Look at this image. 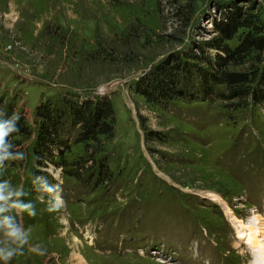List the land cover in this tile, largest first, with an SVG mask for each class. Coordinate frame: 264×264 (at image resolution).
<instances>
[{"label": "rangeland", "instance_id": "obj_1", "mask_svg": "<svg viewBox=\"0 0 264 264\" xmlns=\"http://www.w3.org/2000/svg\"><path fill=\"white\" fill-rule=\"evenodd\" d=\"M234 12L264 26V0H0V110L19 112L9 139L26 154L0 180L24 185L35 215L17 221L46 249L10 264H254L233 221L264 238V45L228 58L250 29L222 39ZM220 70L247 89L231 94ZM105 100L112 136L86 148L73 111ZM45 181L60 211L37 199Z\"/></svg>", "mask_w": 264, "mask_h": 264}, {"label": "trees", "instance_id": "obj_2", "mask_svg": "<svg viewBox=\"0 0 264 264\" xmlns=\"http://www.w3.org/2000/svg\"><path fill=\"white\" fill-rule=\"evenodd\" d=\"M218 28L223 35V40L232 38L241 28H250L241 37L240 43L234 51L227 50L228 58L239 56L240 54L248 56L256 51V49L262 48L264 45V37L259 34L264 30V26L259 25V23L256 22V20H253L250 15L240 16V14L234 12L229 15L228 19L221 22ZM253 28L256 29L255 32H251ZM216 45L220 48L222 44L219 43ZM211 76L214 82L224 84L231 94L245 90L246 87L244 88V86L248 82L247 75L242 72L220 70L218 74H211L210 77ZM160 77L161 76L159 75L155 76L154 80L151 81L152 88H155L158 91L163 90L161 86L163 81ZM165 89H168V87ZM250 93L253 95V88H251ZM255 94L256 100L260 99V95L257 92H255ZM163 96L168 97L166 92H164ZM91 105L92 102H85L83 106H79L73 111L75 118L81 123L82 132L78 140L84 142L86 148L91 146V142H99V135L112 136L113 133V110L109 101L105 100L103 103H95V106L92 108ZM43 115L44 121L40 126L36 145V151H38V154H48V152H50L49 145L53 141L49 135L51 133L50 127L55 124V121L52 120V116L47 112H44Z\"/></svg>", "mask_w": 264, "mask_h": 264}, {"label": "clouds", "instance_id": "obj_3", "mask_svg": "<svg viewBox=\"0 0 264 264\" xmlns=\"http://www.w3.org/2000/svg\"><path fill=\"white\" fill-rule=\"evenodd\" d=\"M6 112L0 110V168L5 166V161H23L26 154L21 151L13 153V142L9 139L14 133H19L17 121L21 119L19 112H13L11 117L4 119ZM27 195L24 185H13L7 179L0 180V264H10L12 259L23 254L25 246L28 252L42 256L46 249L38 244H30L31 228L22 227L17 217L27 214L34 217L31 202L24 203L21 199ZM47 197V199H45ZM45 203L44 211L52 213L60 211L64 201L62 191H58V185L43 184V195L37 197Z\"/></svg>", "mask_w": 264, "mask_h": 264}, {"label": "bare ground", "instance_id": "obj_4", "mask_svg": "<svg viewBox=\"0 0 264 264\" xmlns=\"http://www.w3.org/2000/svg\"><path fill=\"white\" fill-rule=\"evenodd\" d=\"M217 197L214 196V199H216ZM259 221L260 219L257 218ZM257 220V221H258ZM236 224H240L239 227H241V230H243V232H238L237 234V238L238 239H244L246 237H248V240H249V245L253 246V247H258V254L255 256L254 258V264H264V244L262 243L264 241V238H259L257 237L255 234L256 232H253V224L251 222H248V223H242L235 220L234 221ZM259 223V222H258ZM255 226V225H254ZM257 226V225H256ZM260 230L261 229H264L260 226L259 228ZM247 231V232H245ZM263 231V230H262ZM260 232V231H259ZM258 232V233H259ZM262 237V236H261ZM248 245V244H247ZM254 253V252H253Z\"/></svg>", "mask_w": 264, "mask_h": 264}]
</instances>
